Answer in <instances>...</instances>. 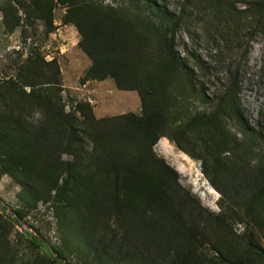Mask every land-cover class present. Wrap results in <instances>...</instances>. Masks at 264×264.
I'll list each match as a JSON object with an SVG mask.
<instances>
[{
    "label": "trees",
    "instance_id": "obj_1",
    "mask_svg": "<svg viewBox=\"0 0 264 264\" xmlns=\"http://www.w3.org/2000/svg\"><path fill=\"white\" fill-rule=\"evenodd\" d=\"M245 1L251 14L264 13V0ZM189 2L178 11L155 0L0 5L7 32L22 13L50 33L56 6L65 7L62 22L77 29L78 47L91 60L82 81L112 78L141 103L139 114L104 118H95L87 102L67 111L59 61L39 52L0 78V175L21 187L19 217L38 202L51 204L65 248L56 249L60 256L67 248L80 251L83 264H264V148L254 165L247 155L264 133L251 129L245 143L232 136L229 120L242 119L235 82L209 108L189 109L193 98L210 101L196 92L201 65L188 67L174 46ZM161 137L201 161L221 196L218 213L183 188L177 170L155 153ZM10 226L0 216V264H17L2 233ZM31 243L39 252L41 243ZM54 260L38 253L31 264Z\"/></svg>",
    "mask_w": 264,
    "mask_h": 264
},
{
    "label": "rangeland",
    "instance_id": "obj_2",
    "mask_svg": "<svg viewBox=\"0 0 264 264\" xmlns=\"http://www.w3.org/2000/svg\"><path fill=\"white\" fill-rule=\"evenodd\" d=\"M3 1L0 0V5ZM103 1L144 6L147 0ZM155 1L166 5L170 11H178L185 4V0ZM248 3L235 1L231 8L228 0H190L185 11L186 23L174 39L175 49L188 67L195 63L201 65L195 69L196 92L200 90L210 99L208 103L200 102L198 98L189 100L191 111L209 108L235 82L242 119L229 120V130L240 143L251 138L253 128L264 133V13L260 16L251 14ZM65 10L62 5L56 6L55 28L50 33L40 21L25 18L22 13L19 14L22 17L20 24L7 32L0 10V78L13 74L12 65L39 52L47 60L55 57L59 61L62 97L67 111L77 103L87 102L95 118L127 112L139 114L141 103L136 91L118 89L112 78L82 81L91 60L78 47L80 35L77 29L62 22ZM262 148L264 141L256 142L252 153L247 154L251 165L256 162L254 155ZM154 151L177 170L178 182L195 195L203 207L213 213L220 211L221 196L206 179L200 160L190 158L166 137L159 139ZM62 159L65 161L69 157L63 154ZM20 190L10 175H0V216L6 221V227L12 226L2 233L7 236L5 247H10L9 252L16 256L17 264H31L38 253L55 259V264H83L84 255L80 251L66 248V257L57 253L65 248L51 204L38 202L18 216L15 211L23 206ZM234 230L239 233L242 226L237 224ZM34 238L41 243L39 252L32 246L31 239ZM261 243L264 246V242Z\"/></svg>",
    "mask_w": 264,
    "mask_h": 264
}]
</instances>
